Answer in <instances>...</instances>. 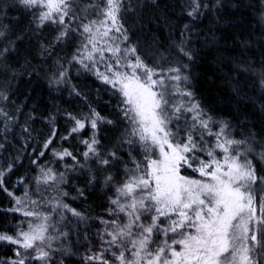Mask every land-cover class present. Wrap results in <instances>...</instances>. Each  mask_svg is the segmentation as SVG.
Returning a JSON list of instances; mask_svg holds the SVG:
<instances>
[{
	"label": "trees",
	"instance_id": "trees-1",
	"mask_svg": "<svg viewBox=\"0 0 264 264\" xmlns=\"http://www.w3.org/2000/svg\"><path fill=\"white\" fill-rule=\"evenodd\" d=\"M123 2L127 9L122 13L124 27L129 29V40L124 44L135 45L137 55L150 66L156 62L164 68L187 65L182 72L189 78V89L200 107L221 125L228 124L226 137L245 141L253 149L247 158L252 160L257 174L264 176V161L258 159L264 152V0ZM88 3L89 0H77L78 5ZM74 8L76 15H80L79 8L75 5ZM37 16L36 10L26 9L17 1L0 0V32L4 33L0 36V171L4 172L0 232L17 233L25 217L13 211L16 197L36 186L42 187V182H37L38 174L43 168H50L59 174L55 183L60 190L54 204H67L87 220L86 228L79 226L73 230L63 218L59 219L71 246L77 242L76 237H91L93 245H86L110 259L114 247L100 239V217L108 213V218H112L109 201L126 178L125 167L133 168L130 155L142 163L145 151L138 138L130 135L134 125L124 118L121 94L72 60L83 42L75 29L87 20L69 22L66 18L74 31L63 42H57L60 25L46 22L38 26ZM94 18L97 17L88 16ZM179 47L190 53L191 58L181 54ZM59 72H65V76L56 82ZM93 109L113 121L98 126V150L105 158L116 151L122 160L107 170L95 157L86 159L83 155L87 148L82 141L91 137L90 127L69 135L75 126L71 117L80 118ZM185 121L191 123V114H183L182 120L174 123L182 125ZM216 129L219 130L217 125H212V130ZM49 138L52 143L45 149L43 145ZM129 139L132 144L127 142ZM205 141V147L216 142L212 136H205ZM64 149L76 159L68 156L60 159L53 154ZM244 149V144L239 145L241 152ZM149 155L156 159L157 150L153 148ZM216 155L221 156V151L217 150ZM195 156L193 164L208 159L206 152L197 151ZM182 171L196 174L188 167ZM110 174L114 180L106 184L105 177ZM13 247L11 243L0 242V261L14 255ZM69 262L80 264V259L71 258L62 264Z\"/></svg>",
	"mask_w": 264,
	"mask_h": 264
},
{
	"label": "snow or ice",
	"instance_id": "snow-or-ice-1",
	"mask_svg": "<svg viewBox=\"0 0 264 264\" xmlns=\"http://www.w3.org/2000/svg\"><path fill=\"white\" fill-rule=\"evenodd\" d=\"M19 3L26 9H42L36 17L38 26L46 22L64 26L55 37L57 42H63L74 31L65 23L66 18L69 22L87 20L75 29L83 42L72 60L121 94L124 118L134 125L130 135L137 137L144 148L143 166L129 154L133 168L125 167L126 178L115 188V195L109 201L114 206L109 212L116 219L101 221L106 227L100 239L116 249L112 256L118 264H264V195H261L264 188H256L264 185V176L257 174L252 160L247 158L253 149L245 141L226 138L228 124L215 121L195 101L193 92L188 90L189 78L182 72L187 65L164 68L156 62L150 66L137 55L135 45L121 47L129 40V29L124 27L122 16L127 11L123 0H100L99 3L89 0L86 5H78L77 0H19ZM74 5L80 15H76ZM193 12L188 14L191 16ZM89 15L97 18L88 19ZM178 51L191 58L183 47ZM64 76L65 72H59L56 82ZM185 113L193 114L191 123H174L181 121ZM71 118L75 126L69 135L86 127L93 130L92 136L82 141L87 148L83 153L86 159L95 157L104 170L122 162L116 151L109 152L105 158L98 150L100 141L96 130L100 124H112V120L94 109L80 118ZM214 124L218 131L212 130ZM205 136L214 137L215 144L205 147ZM127 142L133 143L131 139ZM51 143L49 138L43 147L48 149ZM241 144L245 145L244 152L239 150ZM153 148L159 149V159L150 158ZM217 150L223 153L219 159ZM197 151L206 152L208 159L199 160L198 167L194 168L190 160H197ZM53 154L60 159L65 156L76 159L67 149ZM258 159L264 161V152ZM182 166L193 168L207 179L180 175ZM41 171L38 183L57 181L50 168ZM3 177L4 172L0 171V189H3ZM113 180L111 174L105 177L106 184ZM60 181L63 182V174ZM80 195H84L82 190ZM22 203L16 198L17 205ZM57 206L84 218L67 204L57 202ZM13 211L23 209L18 207ZM120 214L125 217L123 222ZM23 215L39 222H27V230L18 231L15 236L0 234V241L18 246L17 258L11 264H26V259L21 258V249L26 253L35 252L27 259L48 264L51 252L56 251L50 241L58 239L46 235L50 216L37 210L23 211ZM105 236L109 239L104 240ZM177 236L180 238L176 239ZM85 260L109 264L103 252L90 254Z\"/></svg>",
	"mask_w": 264,
	"mask_h": 264
},
{
	"label": "rangeland",
	"instance_id": "rangeland-1",
	"mask_svg": "<svg viewBox=\"0 0 264 264\" xmlns=\"http://www.w3.org/2000/svg\"><path fill=\"white\" fill-rule=\"evenodd\" d=\"M13 1H17L19 2V0H13ZM32 10H36L39 14V11H41L42 9H32ZM96 19V18H94ZM65 23L67 24L66 20ZM64 26L60 25V31L63 29ZM121 47H127L124 43L121 44ZM106 55H110L107 54ZM101 70H103V66H100ZM190 90V89H188ZM191 91V90H190ZM195 98V97H194ZM196 101V99H195ZM197 102V101H196ZM198 103V102H197ZM193 114H191L192 116ZM216 131H218V129H216ZM93 134V132H92ZM91 134V136H92ZM228 138V137H226ZM157 150L158 156L156 159H159V149L155 148ZM223 155V153L221 152V156L217 157L218 159L221 158ZM207 160V159H204ZM191 162V160H190ZM198 163L193 164L194 168L198 167ZM184 167L187 166H182L180 169V175L187 177L189 179H200V180H205L207 179L206 177H201L199 172L195 171L196 174H192V175H188L186 173H184L182 171V169ZM44 170H47L48 168H43ZM193 169V168H192ZM53 174H55L57 177L59 176L58 173L53 172ZM42 176V171L39 172L38 177ZM58 190H60L58 188ZM57 190V185L55 182L53 181H49L47 184L42 182V187H38L36 186L32 191L26 192L27 196H25V194H22L19 198L23 203L22 205H17L16 203L14 204L13 209L15 208H22L23 211H28V210H37L40 211L43 215H48L50 216V219L48 220V233L46 235L50 236V237H58V239H53L50 241L51 245H52V249H56V251H52L51 252V259L48 262V264H62L68 260H70L71 258H75L77 257L78 259H80V264H95L96 261H86L85 257L90 255V254H97L94 253L92 250V245H93V241L91 239V237H76L77 242L74 243V246H71L70 244V240L68 238V234L67 231L61 230L60 227V223L59 219L63 218L64 219V223L73 226V230H77L79 226H82L83 228L87 227V220L85 219L84 215H83V219L79 218V217H75L71 214V212L67 211L66 209L60 208L57 205H55V201H56V197L59 194V191ZM67 196V195H66ZM66 196L64 197V199L66 198ZM114 197V196H113ZM31 201H36L37 203L35 205H33L31 203ZM59 201V199H58ZM60 204V203H59ZM114 206L111 205L110 208H112ZM55 209V210H54ZM73 209V208H72ZM23 211L19 212L20 214L23 215ZM110 213V212H109ZM111 217L113 219H116L115 216H113L110 213ZM24 216V215H23ZM25 217V216H24ZM121 217V222L124 221L125 217L123 216V214H120ZM109 219L108 218V213H106L105 216L100 217V222L99 225H101L102 227V232L101 234L104 232L105 230V225L101 223L102 220H107V221H111L113 219ZM29 221H33V222H39L37 220H35V218L33 217H25V219L20 223L19 227H18V231L21 230H27V222ZM147 223V221H145ZM23 223V224H22ZM78 224V225H77ZM60 233H66V236H62L60 235ZM0 234H5V235H11L8 233H4V232H0ZM16 234L12 235L15 236ZM176 239H179L180 237L177 236L175 237ZM94 239H96V237H94ZM109 237L105 236L104 240H108ZM1 243L4 244H10L8 242L5 241H0ZM90 244L91 246H87L86 244ZM157 243H159V241H157ZM14 247V255L12 257H5L2 258L0 261V264H11L12 260L16 259L17 257L15 256V250L17 249V245L12 244ZM47 250V248H46ZM177 251H179V247H177L176 249ZM21 251V258H25L26 259V264H43L42 261L39 260H34V259H27V256L30 254L32 256L35 255V252H32L31 250H28V252L26 253L23 249L20 250ZM113 251H116V249L114 248L111 251V254ZM107 260L109 261V264H118V261L115 260V258L113 256H111V258H107ZM72 262H69L68 264H71Z\"/></svg>",
	"mask_w": 264,
	"mask_h": 264
}]
</instances>
